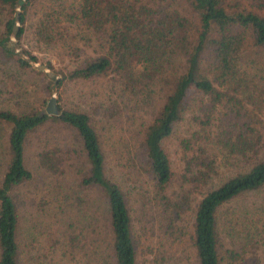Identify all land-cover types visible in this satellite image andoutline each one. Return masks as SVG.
Returning a JSON list of instances; mask_svg holds the SVG:
<instances>
[{
	"label": "trees",
	"instance_id": "trees-1",
	"mask_svg": "<svg viewBox=\"0 0 264 264\" xmlns=\"http://www.w3.org/2000/svg\"><path fill=\"white\" fill-rule=\"evenodd\" d=\"M18 6L16 42H7L12 8L0 57L39 74L42 87L56 93L57 112L42 105L0 109L7 132L0 264H259L264 0H23ZM22 38L68 65L55 68L47 60L51 74L33 66L34 48ZM68 81L86 83L89 111L59 103ZM61 137L67 145L58 143ZM32 138L55 187L76 159L70 187L91 190L86 199L72 191L80 205L76 222L46 231L42 240L28 212L24 232L14 192L33 176L25 162ZM92 194L95 209L82 213ZM74 195L65 192L62 204L70 206Z\"/></svg>",
	"mask_w": 264,
	"mask_h": 264
},
{
	"label": "rangeland",
	"instance_id": "rangeland-1",
	"mask_svg": "<svg viewBox=\"0 0 264 264\" xmlns=\"http://www.w3.org/2000/svg\"><path fill=\"white\" fill-rule=\"evenodd\" d=\"M12 8H14L15 13V11L19 9V6H12L11 4L4 3L0 0V33L4 30L3 21L7 17V14L12 12ZM33 17L34 13L31 11L28 18L32 20ZM14 23L17 24L15 30L16 32L20 23L17 19L14 21ZM28 23L29 21L27 22V24ZM27 40L28 39L26 38H22L21 41L26 42ZM7 42L10 45L15 44L16 38L12 32L8 34ZM28 42L32 44V47L34 48L33 54H35L37 58L36 61L31 62L33 66L43 64V68L40 69H43L44 71L48 70L50 72V69L45 67V62L49 59L51 64H53L55 68H64V66L68 65L65 58H60L58 55H55L51 51H48L44 48H36L31 40H28ZM20 72L22 74H19ZM18 74L21 78H25V80L23 79V84L21 87H19L17 83ZM42 79L43 78L39 74L32 72V70H28V72H22L21 69L20 71L17 70L11 61H4L0 57V109H9L14 112H19L20 109L28 110L31 106L34 105H42L41 107L44 108L49 96L53 95L55 98L56 93L53 90L50 91L47 88L42 87V85L40 84L42 83ZM83 87L87 89L86 83L80 81H68L60 89L61 92L59 103L69 108L79 106L89 111L90 108L88 107V104L90 103V96L86 94V96L89 97H85L84 93H82ZM52 127L55 128L61 136L65 137L68 135L65 130L61 131L55 125H52ZM6 137L7 132L0 122V178L4 165L3 161L5 158ZM68 142H70V139ZM58 143L60 145L68 144L66 143L65 138L62 137L60 138ZM36 144V139L32 138L29 148L25 149V162L32 171L33 176L29 181L18 185L14 192L16 196L15 200H17V208L19 212H21L20 214H22L21 219L24 232H27L24 219L25 212H28L31 216L29 224L33 225V229L36 232V235H38V237L42 240L43 235L46 231H56L58 230V226H60L59 228H61L62 226L64 227L68 221L72 220H74L73 222L75 223L78 218V214L80 213V205L77 199L74 198L75 195L72 191L77 192V190H80V187L78 189L75 188V190L70 187L73 181V175L70 171V168H74L77 171L79 163L76 159L71 160L72 164H69V166L66 167L67 170H64L66 175L65 178H62L61 175H56L62 178L59 181L62 186L60 189H58L57 187L59 186L55 187L56 185H54L53 182L54 178L56 177L41 168L37 161V156L35 154ZM173 146L174 142L168 140V149L172 150ZM170 156L173 160L172 153L170 154ZM131 180L133 181L134 179L130 174V180H128L126 184L129 185ZM87 191H89L90 194L91 190ZM87 191H83V189H81L80 193H86ZM63 192L70 194V196L71 194L74 195L72 198L69 197L70 199H72V203L68 207L67 205L65 206L64 204H62V195L64 194ZM87 196L88 194L86 193L84 199H86ZM89 197L90 199L87 200L84 206L82 205V213H84L83 211L86 208L89 210V212L95 209L93 205V202L95 200L94 194L90 195ZM252 198L253 196L247 195L246 202H249ZM220 235L224 237L222 243L226 244L227 238L229 239L226 229H221ZM259 264H264V257L261 258Z\"/></svg>",
	"mask_w": 264,
	"mask_h": 264
},
{
	"label": "water",
	"instance_id": "water-1",
	"mask_svg": "<svg viewBox=\"0 0 264 264\" xmlns=\"http://www.w3.org/2000/svg\"><path fill=\"white\" fill-rule=\"evenodd\" d=\"M23 0H17V4L20 5L22 3ZM15 18H18V9L15 11ZM18 20V19H17ZM17 24L13 23L12 28H11V32L14 34L15 30H16ZM38 68H43V64H38L37 65ZM48 74H51V72L47 71ZM44 111H46L47 113H56V105H55V98L53 95H50L46 105L44 107Z\"/></svg>",
	"mask_w": 264,
	"mask_h": 264
}]
</instances>
